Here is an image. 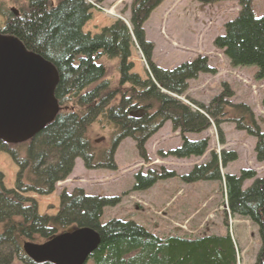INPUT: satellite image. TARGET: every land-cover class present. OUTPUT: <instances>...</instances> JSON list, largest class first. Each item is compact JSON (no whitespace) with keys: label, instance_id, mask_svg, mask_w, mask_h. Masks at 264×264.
Listing matches in <instances>:
<instances>
[{"label":"trees","instance_id":"16d2710c","mask_svg":"<svg viewBox=\"0 0 264 264\" xmlns=\"http://www.w3.org/2000/svg\"><path fill=\"white\" fill-rule=\"evenodd\" d=\"M161 1L133 0L129 26L117 21L100 34L90 36L82 33L91 7L84 0H10L15 7L10 12L3 10L0 0V13L5 19L0 34L16 38L28 52L43 58L58 77L54 90L58 113L53 122L22 144L0 141V153L9 155L19 168L13 190L3 188L0 175V264H11L13 260L32 264L23 253L24 243L45 242L75 228H90L99 234L100 243L88 258L92 264H236V246L228 233L159 239L130 221L112 219L101 225L103 209L116 205L117 198L87 196L75 189L71 194L61 193L57 214L47 217L39 216L34 201L23 196L53 193L55 185L71 173L77 158L86 169L94 167L95 157L86 133L98 117L113 128L112 146L129 137L142 154L144 141L163 122L170 121L173 129L182 133H198L208 128L209 120L218 125L229 108L239 115L238 120L230 121L257 139L256 159L264 160V134L255 127L247 107L229 106L222 101L228 93L214 98L206 107L190 101L197 110L177 99L186 92L187 81L199 73L213 72L204 58L182 63L170 71L159 69L150 61L151 45L144 40L142 24ZM236 1L240 7L237 16L225 24L223 35L215 38L213 45L222 51L231 67H254V78L264 81V15H253V0ZM132 40L149 67L150 79L146 81L127 75ZM101 59L118 61V84L132 85L127 92H115L120 95L117 104L109 105L116 94L105 92L109 85ZM206 148V141L183 140L171 155L199 157ZM233 159V153H222L219 158L212 154L206 165L194 167L181 179L185 183L219 181V165ZM163 175L138 174L133 190H147L157 180L171 176ZM250 179L253 173L242 171L237 177L225 175L222 182L229 214L256 225L260 247L254 264H264V178L243 188Z\"/></svg>","mask_w":264,"mask_h":264},{"label":"rangeland","instance_id":"374dc122","mask_svg":"<svg viewBox=\"0 0 264 264\" xmlns=\"http://www.w3.org/2000/svg\"><path fill=\"white\" fill-rule=\"evenodd\" d=\"M84 1L91 7L90 18L82 27L83 34H100L117 21L129 26L133 0ZM2 2L3 10H15L10 0ZM239 10L236 0L211 3L200 0H162L143 22L142 31L145 42L151 45L150 61L155 67L170 71L182 63L204 58L206 65L213 70L199 73L195 79L187 81L186 92L177 97L181 103L197 110L190 101L206 107L214 98L228 93L222 97V101L229 106L247 107L255 127L264 134V81L254 78L257 71L254 67H231L222 51L213 45L215 38L223 35L225 24L233 20ZM252 13L255 17L264 15V0L252 1ZM4 21L0 13V28ZM100 62L107 72L105 80L109 88L105 92L116 94L109 105L117 104L120 95L115 92L128 91L132 85L118 84V61L101 59ZM126 64L130 65L127 75H134L139 81L150 79L149 67L134 40L129 45ZM233 118L238 120L239 115L228 108L218 125L209 120L208 128L198 133H182L173 129L170 121H165L144 141L141 154L136 142L129 137L112 146L113 128L103 117H98L86 133L95 157L94 162L90 161L94 167L86 169L82 160L77 158L71 173L55 185L53 193L23 196L34 201L39 216L47 217L57 214L60 194H71L75 189L87 196L117 198L116 205L103 209L101 225L112 219L130 221L159 239L228 233L236 246V264H254L260 247L257 227L246 218L229 214L222 178L225 175L237 177L242 171L252 172L253 179L243 183V188H247L254 180L264 178V160L256 159L257 139L238 129L230 121ZM183 140L206 141L207 148L199 157L172 156L171 152L179 148ZM222 153H233L234 159L219 165L221 180L185 183L181 179L194 167L206 165L212 154L219 158ZM162 172L171 176L157 180L147 190H133L136 175L152 173L159 177L163 175ZM18 173L19 168L12 158L0 153V175L5 190L14 189ZM11 264L22 263L13 260ZM86 264L92 263L88 261Z\"/></svg>","mask_w":264,"mask_h":264},{"label":"water","instance_id":"95a60500","mask_svg":"<svg viewBox=\"0 0 264 264\" xmlns=\"http://www.w3.org/2000/svg\"><path fill=\"white\" fill-rule=\"evenodd\" d=\"M57 81L47 61L0 34V141L22 144L53 122ZM99 243L93 229L75 228L41 244L26 242L22 250L32 264H86Z\"/></svg>","mask_w":264,"mask_h":264},{"label":"flooded vegetation","instance_id":"af4514ba","mask_svg":"<svg viewBox=\"0 0 264 264\" xmlns=\"http://www.w3.org/2000/svg\"><path fill=\"white\" fill-rule=\"evenodd\" d=\"M132 76H134V75H128V77H132ZM134 91V90H133ZM120 92H122V91H120ZM123 92H127V91H123ZM135 92V91H134ZM137 92V91H136Z\"/></svg>","mask_w":264,"mask_h":264}]
</instances>
